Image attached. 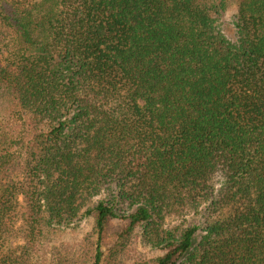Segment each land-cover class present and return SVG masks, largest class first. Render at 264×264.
Instances as JSON below:
<instances>
[{
	"label": "trees",
	"instance_id": "obj_1",
	"mask_svg": "<svg viewBox=\"0 0 264 264\" xmlns=\"http://www.w3.org/2000/svg\"><path fill=\"white\" fill-rule=\"evenodd\" d=\"M86 220L91 264L114 222L153 264H264V0H0V264Z\"/></svg>",
	"mask_w": 264,
	"mask_h": 264
},
{
	"label": "rangeland",
	"instance_id": "obj_2",
	"mask_svg": "<svg viewBox=\"0 0 264 264\" xmlns=\"http://www.w3.org/2000/svg\"><path fill=\"white\" fill-rule=\"evenodd\" d=\"M236 13V6L232 4L229 12L226 14L225 30L229 34H235L232 20ZM230 211V209H229ZM199 218L193 214L184 217L169 218L167 227L186 228ZM122 223L114 222L109 228L104 244L105 259L103 264H153V262L162 256V251L148 245L142 238V231L138 229L129 240H119L116 234L121 230ZM69 232L52 239L46 237L44 247H41L42 254L40 264H91V259L95 253L96 233L94 224L91 221H84L77 230ZM44 242V243H45ZM22 242L15 238L8 244H5L6 253L19 252ZM11 250V251H10Z\"/></svg>",
	"mask_w": 264,
	"mask_h": 264
}]
</instances>
